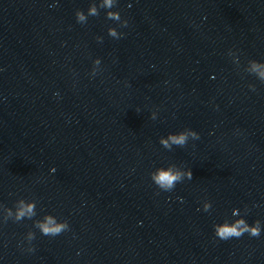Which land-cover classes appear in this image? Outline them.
<instances>
[{"label": "water", "instance_id": "95a60500", "mask_svg": "<svg viewBox=\"0 0 264 264\" xmlns=\"http://www.w3.org/2000/svg\"><path fill=\"white\" fill-rule=\"evenodd\" d=\"M92 2L0 0V264H264V0H116L126 27L100 0L77 22ZM169 165L192 179L160 189ZM20 198L36 216L5 222ZM234 208L259 237L216 236Z\"/></svg>", "mask_w": 264, "mask_h": 264}, {"label": "clouds", "instance_id": "9594fccd", "mask_svg": "<svg viewBox=\"0 0 264 264\" xmlns=\"http://www.w3.org/2000/svg\"><path fill=\"white\" fill-rule=\"evenodd\" d=\"M116 5V0H100L99 8L108 9L106 16L108 19L117 21L121 27L127 26V20H122L119 11L112 10ZM77 22L83 24L87 22L88 16H98L99 10L98 6L93 0L90 4L87 14L80 9L76 10ZM108 34L116 39H119L123 33L117 31L116 27L110 26L108 28ZM98 40H102L101 37H97ZM229 55H234L231 51ZM236 62H239L238 57H236ZM101 61L97 58L94 61L95 67L93 68V75L96 73L98 66ZM248 72L255 74L261 82H264V61H257L255 59L249 60L248 62ZM253 88L254 86L250 85ZM156 113H152V118L155 119ZM189 138L198 139L199 134L191 129L186 128L179 132H170L167 136L160 137V143L167 149H171L173 145L184 146L188 142ZM52 172L56 169L53 167ZM152 181L162 190L171 191L175 188L178 182L183 181L185 177L192 179V171L190 168L182 169L176 165H169L167 167H158L150 173ZM182 199V198H181ZM0 207H3L0 205ZM211 209V202L205 200L203 203V210L209 211ZM240 210L234 208L232 210V215L234 217H239L232 222L225 220L222 223H216L214 225L215 234L218 238L222 240H228L233 237L239 238L243 234L248 233L250 236L259 237L261 233V222L256 220L254 223L249 224L243 216L239 215ZM36 216V201L35 200H25L20 198L15 203V211L11 209L8 211V216L5 222L11 218L16 222L23 220L24 218L31 219ZM35 227L40 230V232L45 236H57L62 232L69 229V224L67 220H57V218L51 214H46L42 219L35 221ZM29 241L35 238V234L32 231L27 233L26 237ZM34 249L30 248L29 251Z\"/></svg>", "mask_w": 264, "mask_h": 264}]
</instances>
